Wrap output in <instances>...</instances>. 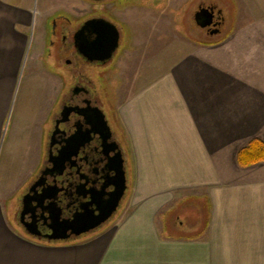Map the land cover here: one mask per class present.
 <instances>
[{
  "label": "crops",
  "instance_id": "0c3cea01",
  "mask_svg": "<svg viewBox=\"0 0 264 264\" xmlns=\"http://www.w3.org/2000/svg\"><path fill=\"white\" fill-rule=\"evenodd\" d=\"M192 2L193 13L214 10L217 32L197 22L180 31L155 8L131 12L136 49L116 111L132 210L87 238L49 242L18 213L66 82L50 60L67 51L50 39L54 10L37 17L31 5L0 0V264H264V161L237 160L251 139L264 141V0ZM19 80L23 98L11 110ZM189 196L204 199L202 229L167 233L163 215Z\"/></svg>",
  "mask_w": 264,
  "mask_h": 264
},
{
  "label": "flooded vegetation",
  "instance_id": "af4514ba",
  "mask_svg": "<svg viewBox=\"0 0 264 264\" xmlns=\"http://www.w3.org/2000/svg\"><path fill=\"white\" fill-rule=\"evenodd\" d=\"M84 1L89 5L87 14L76 7L72 15L56 16L49 23L50 36L59 32L61 37L57 48L73 50L67 68L71 74L61 92L58 111L50 121L45 163L26 188L18 213H25L19 216L24 227L29 224V231L36 238L49 242L81 240L104 229L114 215L97 227L76 234L102 211L119 184L122 165L129 175L128 150L115 111L106 102L105 81L117 69L120 56L133 52L128 42L129 37L130 42L133 40L132 34L126 23L105 9L109 0ZM98 4L102 13L95 14ZM103 19L119 31L118 45L109 59H105L104 36L99 37L102 52H89L91 40L98 37L97 30L102 31L98 24L103 27ZM219 22L215 14L216 26ZM214 28L206 27L208 31ZM80 40L88 42L87 54L76 48L75 43ZM93 70L102 80L100 86L89 75ZM128 189L129 184L126 192ZM71 222L73 226L67 227Z\"/></svg>",
  "mask_w": 264,
  "mask_h": 264
},
{
  "label": "rangeland",
  "instance_id": "374dc122",
  "mask_svg": "<svg viewBox=\"0 0 264 264\" xmlns=\"http://www.w3.org/2000/svg\"><path fill=\"white\" fill-rule=\"evenodd\" d=\"M79 1H81L82 3L84 2V5L82 6L80 2V4L75 6L74 4L76 2L74 3V0H11V2L17 5H31L33 10H35V12L37 13V17L40 15V13L43 14L47 10L48 12L51 10H54L55 12L47 18L49 23L51 19L55 18L56 16H60V15L63 16L65 14H67L68 16L72 15L73 14V11L71 9L72 6L80 7V9H83V10L86 9L85 11L87 14L89 10V7H87L88 3H86L84 0H79ZM181 2L182 1L180 0H128V2H126V0H115L113 3L112 1L109 0V2L105 5V9L113 12L114 15L117 16L118 18L120 17L119 19L122 22L126 23L130 31H132L131 18H133V15L131 14V12L138 7L144 8L148 11H151L153 10V8H155L156 10L161 11V12H154L155 16L163 20L165 19V21L170 20L169 22L172 23L171 24L172 26H174L176 29L180 31H185L187 33L188 26L190 24L194 25L196 23L195 18H194L195 11L193 13L196 2H192L191 0L188 3H182L181 5H178ZM113 4H118V5L114 6ZM174 5H176L177 7H175ZM99 6H100L99 4L96 5L94 9L95 14L99 12L102 13L100 10L97 9ZM164 7L166 11L162 12ZM66 8H68L67 12L64 11L66 10ZM158 36L160 39H163L162 35H158ZM60 38L61 37H60L59 32L57 33L56 36H50V39L55 41L56 53L57 51H59V49L57 50V45L60 41ZM164 39H166V37H164ZM133 41L134 39L130 42V37H129L128 39L129 45H131L134 50V48L136 49V45L133 43ZM129 58H130V55L128 52H126L125 54H122L120 56V60H118L117 62V69L111 71L108 75V78L105 81L106 102L108 106H110V108H112L115 111L116 118L119 122L120 130L122 131V133H123V128L121 126V122L118 118L117 111H116L117 104L119 103V100L117 99L116 95H118V93L120 92V89L124 86L122 84H124L126 81L125 76H123L124 70H122L123 69L122 66L123 64L125 65L126 61L128 64L130 63ZM70 60H72L70 51L62 52L60 53V55L56 54L55 58L50 60L51 62L55 63V65L53 64V66L52 65L51 66L55 70L63 73L65 75V78L68 77V80H69V76L71 72H69V70L67 69L68 68L67 63H69ZM25 66H26V63L24 62L22 66V70L25 68ZM95 70H93L91 74H93V79H94L96 86H100L102 84V80L101 79L99 80V77L97 76V71ZM129 72L130 70L128 71V73ZM23 89L24 87L22 86L19 80L17 87H16V92H15L14 100L12 102L11 110L12 109L14 110L16 105H18V103L22 100L23 92H24ZM6 128H7V125H6ZM123 138H124V133H123ZM11 201H14V200L9 198L8 204H10ZM198 202H202V203L198 204ZM203 202H204V199L197 201L191 196H189L186 199V202L184 203V205L182 204V205H177L176 207H173L169 212L163 215L162 222L164 224L165 231L167 233L183 234V235H193V234H196V232L200 231L203 227L201 225L202 224L201 222L205 223L206 221L202 219L203 217H205L206 219V208ZM130 205H131L130 189H128V191L125 193V196L123 197L121 201V204L117 212L110 219L109 223L106 224V226L108 227L109 224H111L114 221L115 217H117V215H119L122 211L132 210ZM176 218H179V219H176ZM196 218H201L200 219L201 222L200 221L196 222ZM176 221L182 222V225H179V226L176 225L177 224Z\"/></svg>",
  "mask_w": 264,
  "mask_h": 264
},
{
  "label": "water",
  "instance_id": "95a60500",
  "mask_svg": "<svg viewBox=\"0 0 264 264\" xmlns=\"http://www.w3.org/2000/svg\"><path fill=\"white\" fill-rule=\"evenodd\" d=\"M88 1H98V0H88ZM214 16H215L214 10L211 7H201L195 13V21L201 27L206 28L213 26L214 28L216 26V23H214ZM102 23L104 25L103 27L101 26L102 24H98L99 27L98 29H102V31L97 30L98 37L95 38L94 40H91L90 43L91 47L89 49V52H95V51L102 52V40H101L102 38L99 37L104 36V39L106 40L107 43L105 59H109L118 45L119 31L117 27L108 20L103 19ZM217 31H218L217 27L211 30V32H217ZM79 37L82 36L80 35ZM78 42L76 41L75 43L76 48L81 52H85V53L88 52V48L86 47L88 42L86 43V41H82V40ZM89 59L93 60V58H89ZM127 187H128V177L126 174V169L122 165V168L119 172V184H117V188L110 194L109 199L102 207V211L99 213V215L95 220L90 222V224L81 227L82 229L80 231H77L76 234H80V232H87L90 229L97 227L99 224L109 220L118 210L121 201L125 196ZM23 215H25L24 212L21 213V216ZM72 222L68 223L67 227H72L73 226ZM25 228L27 231L31 230L29 228V224H26Z\"/></svg>",
  "mask_w": 264,
  "mask_h": 264
},
{
  "label": "trees",
  "instance_id": "16d2710c",
  "mask_svg": "<svg viewBox=\"0 0 264 264\" xmlns=\"http://www.w3.org/2000/svg\"><path fill=\"white\" fill-rule=\"evenodd\" d=\"M237 160L240 166L264 161V141L259 138L251 139L238 151Z\"/></svg>",
  "mask_w": 264,
  "mask_h": 264
}]
</instances>
